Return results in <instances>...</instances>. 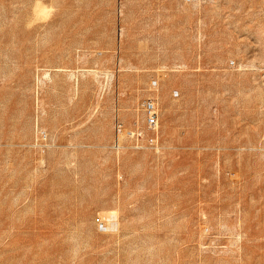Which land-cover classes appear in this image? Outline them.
<instances>
[{
  "label": "rangeland",
  "instance_id": "374dc122",
  "mask_svg": "<svg viewBox=\"0 0 264 264\" xmlns=\"http://www.w3.org/2000/svg\"><path fill=\"white\" fill-rule=\"evenodd\" d=\"M0 264H264V0H0Z\"/></svg>",
  "mask_w": 264,
  "mask_h": 264
}]
</instances>
